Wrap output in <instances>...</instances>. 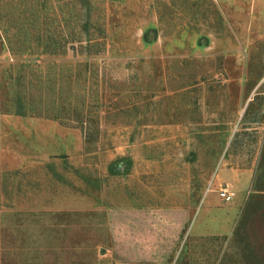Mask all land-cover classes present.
Masks as SVG:
<instances>
[{
	"label": "rangeland",
	"instance_id": "1",
	"mask_svg": "<svg viewBox=\"0 0 264 264\" xmlns=\"http://www.w3.org/2000/svg\"><path fill=\"white\" fill-rule=\"evenodd\" d=\"M0 264H264V0H0Z\"/></svg>",
	"mask_w": 264,
	"mask_h": 264
},
{
	"label": "built area",
	"instance_id": "2",
	"mask_svg": "<svg viewBox=\"0 0 264 264\" xmlns=\"http://www.w3.org/2000/svg\"><path fill=\"white\" fill-rule=\"evenodd\" d=\"M219 196L225 201H230L233 198V193L226 188H221L219 190Z\"/></svg>",
	"mask_w": 264,
	"mask_h": 264
},
{
	"label": "crops",
	"instance_id": "3",
	"mask_svg": "<svg viewBox=\"0 0 264 264\" xmlns=\"http://www.w3.org/2000/svg\"><path fill=\"white\" fill-rule=\"evenodd\" d=\"M228 190V189H227ZM229 191V190H228ZM231 192V191H230ZM233 193V192H232ZM234 194V193H233Z\"/></svg>",
	"mask_w": 264,
	"mask_h": 264
}]
</instances>
